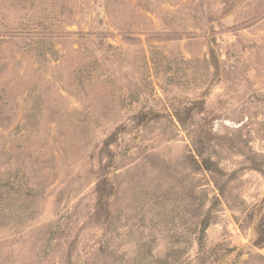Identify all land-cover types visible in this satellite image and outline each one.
Listing matches in <instances>:
<instances>
[{
	"label": "rangeland",
	"instance_id": "rangeland-1",
	"mask_svg": "<svg viewBox=\"0 0 264 264\" xmlns=\"http://www.w3.org/2000/svg\"><path fill=\"white\" fill-rule=\"evenodd\" d=\"M0 264H264V0H0Z\"/></svg>",
	"mask_w": 264,
	"mask_h": 264
},
{
	"label": "trees",
	"instance_id": "trees-1",
	"mask_svg": "<svg viewBox=\"0 0 264 264\" xmlns=\"http://www.w3.org/2000/svg\"><path fill=\"white\" fill-rule=\"evenodd\" d=\"M178 116H179L178 117L179 120H181V116L180 115H178ZM104 183H105V181H104ZM98 188H99V192L101 193V200H102V197L106 194L105 193L106 188L102 186V183H100V185L98 186ZM101 208L102 209L104 208V204L103 203L101 204Z\"/></svg>",
	"mask_w": 264,
	"mask_h": 264
}]
</instances>
